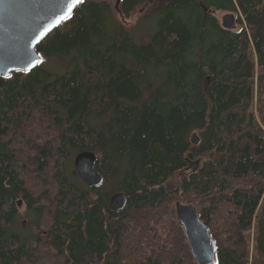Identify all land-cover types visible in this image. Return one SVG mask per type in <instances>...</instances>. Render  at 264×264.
Instances as JSON below:
<instances>
[{
    "label": "trees",
    "instance_id": "16d2710c",
    "mask_svg": "<svg viewBox=\"0 0 264 264\" xmlns=\"http://www.w3.org/2000/svg\"><path fill=\"white\" fill-rule=\"evenodd\" d=\"M118 2L124 16L146 7V41L108 0H83L38 43L37 66L0 77V264H198L167 210L176 194L201 206L212 264H264V122L252 110L256 64L264 109V0ZM215 10L250 28L222 27ZM38 117L54 131L45 144L27 137ZM20 146L34 151L37 192ZM87 149L99 186L72 164ZM187 157L202 161L192 170ZM116 191L128 196L121 211L108 205ZM19 200L37 233L14 229Z\"/></svg>",
    "mask_w": 264,
    "mask_h": 264
},
{
    "label": "water",
    "instance_id": "95a60500",
    "mask_svg": "<svg viewBox=\"0 0 264 264\" xmlns=\"http://www.w3.org/2000/svg\"><path fill=\"white\" fill-rule=\"evenodd\" d=\"M78 4L74 0H0V77H8L15 71L27 72L37 66L41 61L36 49L38 43L58 27L65 20L64 17H69ZM222 19V26H235L234 13H226ZM199 140L195 133L193 141L197 144ZM96 160L93 150H83L74 156L78 176L88 186H99L103 182V176L96 168ZM195 165L190 168L195 170ZM127 202L126 193L115 192L109 198V207L121 211ZM175 213L198 264L213 263L216 242L208 226L201 220L198 209L192 204L178 201Z\"/></svg>",
    "mask_w": 264,
    "mask_h": 264
},
{
    "label": "rangeland",
    "instance_id": "374dc122",
    "mask_svg": "<svg viewBox=\"0 0 264 264\" xmlns=\"http://www.w3.org/2000/svg\"><path fill=\"white\" fill-rule=\"evenodd\" d=\"M111 6L113 7L114 14L116 17L121 21V23L125 26L128 27L131 32L133 33V37L136 41H146L147 39V34L151 32L155 24L152 20V17H148L149 14L144 15L146 12V7L145 6H139L137 7L131 14L124 16L122 12L119 11V2L118 0H108ZM227 10H215L213 11V14L219 19V21H222V16L227 13ZM233 12V11H232ZM235 17L237 18L238 13L234 12ZM144 16V18H142ZM146 16V17H145ZM243 26H245L247 29L250 27L244 22ZM239 23L236 24V27L233 28V30H239L241 27H243ZM250 53L252 57L256 58L255 51L250 49ZM47 61V60H46ZM45 61V62H46ZM52 67L57 69L58 71H61L64 67V64L60 62H53ZM256 71H255V86H254V100L252 104V110L254 114L256 115L257 119L259 120L260 123L264 122V109L261 106V103L258 98L259 94V86H258V80L257 76L259 74L258 69H257V64H256ZM197 132V131H196ZM27 137L31 138L36 142V144H45L47 139L52 140L54 139V131L52 129L51 124L44 123L42 121L41 117H38L35 121V123H32L28 126L27 129ZM19 160L22 163V167L27 170V176L26 179L29 182L30 186L33 188L34 191H39L40 190V184L37 183L34 179L31 178V174H37L38 172L36 171V166L32 164L30 161H26V156H32L34 154V151H31V148H24L22 146L19 147ZM196 160H199V163H201L200 158H195ZM72 164L74 165L73 161ZM189 168V167H188ZM190 169V168H189ZM184 172L181 171H176L171 178L168 181V184L175 186L177 185L181 177H183ZM177 201L184 202L181 197L176 194L173 195V199L166 205L168 212H170L171 215V209L173 207V214L176 217L175 213V203ZM186 203V202H185ZM208 206L209 204L206 203ZM195 206V205H194ZM196 207V206H195ZM198 207V208H197ZM197 209H200L201 206L197 204ZM18 211L20 213V217L17 218L16 224L14 225V229L18 230L20 234H35L39 231V229L32 223L34 220L33 214L27 209L25 201H21V203H18ZM199 211V210H198ZM200 213V212H199ZM42 231H44L43 226L41 227ZM253 232V228H252ZM45 253H49V251H44ZM44 263V260H43Z\"/></svg>",
    "mask_w": 264,
    "mask_h": 264
},
{
    "label": "bare ground",
    "instance_id": "6f19581e",
    "mask_svg": "<svg viewBox=\"0 0 264 264\" xmlns=\"http://www.w3.org/2000/svg\"><path fill=\"white\" fill-rule=\"evenodd\" d=\"M229 12H232V11H228L227 13H229ZM232 13H234V12H232ZM225 14H226V13H225ZM225 14H224V15H225ZM224 15H223V16H224ZM234 15H235V14H234ZM223 16H222V18H223ZM222 20H223V19H222ZM220 23H221V25H222V21H221ZM236 24H237V22H236V17H235V26H234L233 28L236 27ZM222 27H224V26H222ZM224 28H226V27H224ZM233 28H228V29H233ZM195 133L198 134L197 132L194 131V132L191 134V137H190L191 142L194 143V144H196V143L193 141V135H194ZM198 136H199V135H198ZM199 137H200V136H199ZM87 150H89V149H87ZM81 151H83V150H81ZM79 152H80V151H79ZM94 152H95V151H94ZM77 153H78V152H77ZM77 153H76V154H77ZM95 153H96V152H95ZM76 154H75V155H76ZM96 156H97V154H96ZM186 160L188 161V167H189V168H190V167L192 168V165H193L194 163H196L195 166H198V164H199V160H192V159H190V158H188V157H187ZM96 162H97V160H96ZM73 163H74V159H73ZM74 167H75V166H74ZM191 168H190V169H191ZM195 169H196V168H195ZM75 170H76V169H75ZM101 175H102V174H101ZM102 176H103V175H102ZM80 179H81V178H80ZM103 179H104V177H103ZM81 180H82V179H81ZM82 181H83V180H82ZM83 182H84V181H83ZM84 183H85V182H84ZM85 184H86V183H85ZM116 192H121V191H116ZM114 193H115V192H114ZM112 194H113V193H112ZM112 194H111V195H112ZM177 202H178V201H177ZM177 202H176V203H177ZM19 203H21V200H19ZM176 203H175V205H176ZM183 203H184V202H183ZM188 204H189V203H188ZM108 205H109V202H108ZM192 205H193V204H192ZM109 208H110V207H109ZM199 214H200V213H199ZM200 218H201V217H200ZM176 219H177V218H176ZM201 220H202V219H201ZM178 222H179V221H178ZM179 223H180V222H179ZM205 224H206V223H205ZM206 225H207V224H206ZM208 230H209V228H208ZM209 233H210V232H209ZM210 235H211V234H210ZM211 236H212V235H211ZM187 240H188V239H187ZM214 240H215V239H214ZM215 242H216V241H215ZM188 244H189V242H188ZM216 246H217V244H216ZM189 247H190V246H189ZM190 250H191V249H190ZM215 254H216V253H215ZM192 255H193V254H192ZM194 259H195V258H194ZM195 260H196V259H195ZM214 261H215V259H214ZM197 263H198V262H197ZM211 264H212V263H211Z\"/></svg>",
    "mask_w": 264,
    "mask_h": 264
},
{
    "label": "snow or ice",
    "instance_id": "6c2138e0",
    "mask_svg": "<svg viewBox=\"0 0 264 264\" xmlns=\"http://www.w3.org/2000/svg\"><path fill=\"white\" fill-rule=\"evenodd\" d=\"M83 2V0H74V3H82ZM69 10H71V5L69 6ZM65 19H67V18H69V17H64Z\"/></svg>",
    "mask_w": 264,
    "mask_h": 264
}]
</instances>
